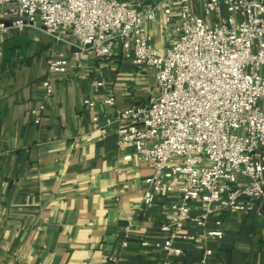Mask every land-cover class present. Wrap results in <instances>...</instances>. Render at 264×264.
I'll return each mask as SVG.
<instances>
[{
	"label": "crops",
	"instance_id": "0c3cea01",
	"mask_svg": "<svg viewBox=\"0 0 264 264\" xmlns=\"http://www.w3.org/2000/svg\"><path fill=\"white\" fill-rule=\"evenodd\" d=\"M163 22L160 13L150 24L162 52ZM0 49V264H167L162 227L180 197L160 194L146 207L153 168L137 161L133 146L118 148V123L104 126L118 109L158 95L154 73L119 54L107 63L92 53L73 57L71 45L36 30L0 36ZM50 54L72 56V64L65 78L52 77L46 96ZM109 96L115 105L104 102ZM219 228L222 239L177 240L183 254L169 264H264V216L228 211L185 231Z\"/></svg>",
	"mask_w": 264,
	"mask_h": 264
},
{
	"label": "built area",
	"instance_id": "2783aa9c",
	"mask_svg": "<svg viewBox=\"0 0 264 264\" xmlns=\"http://www.w3.org/2000/svg\"><path fill=\"white\" fill-rule=\"evenodd\" d=\"M160 13L164 52L150 32ZM28 30L71 45L73 57L92 53L107 63L119 54L154 73L158 95L118 109L104 126L118 123V148L133 146L137 161L153 168L146 207L160 194L180 197L162 227L167 264L183 254L177 240L224 237L220 228L187 233V223L206 227L228 211L264 216V0H0V36ZM72 56L47 57L46 96L52 77L67 76Z\"/></svg>",
	"mask_w": 264,
	"mask_h": 264
},
{
	"label": "rangeland",
	"instance_id": "374dc122",
	"mask_svg": "<svg viewBox=\"0 0 264 264\" xmlns=\"http://www.w3.org/2000/svg\"><path fill=\"white\" fill-rule=\"evenodd\" d=\"M140 1H147V0H140Z\"/></svg>",
	"mask_w": 264,
	"mask_h": 264
}]
</instances>
